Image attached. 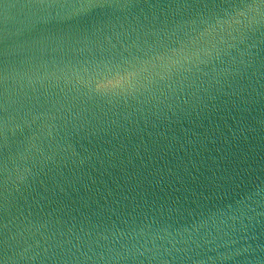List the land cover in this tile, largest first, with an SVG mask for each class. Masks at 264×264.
<instances>
[{"label":"water","instance_id":"1","mask_svg":"<svg viewBox=\"0 0 264 264\" xmlns=\"http://www.w3.org/2000/svg\"><path fill=\"white\" fill-rule=\"evenodd\" d=\"M0 264H264V0H0Z\"/></svg>","mask_w":264,"mask_h":264}]
</instances>
